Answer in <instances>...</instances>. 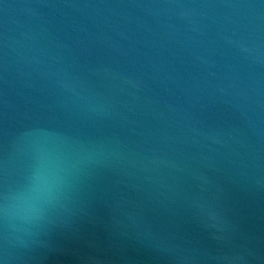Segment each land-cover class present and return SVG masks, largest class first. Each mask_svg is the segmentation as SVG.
<instances>
[{"label": "water", "instance_id": "1", "mask_svg": "<svg viewBox=\"0 0 264 264\" xmlns=\"http://www.w3.org/2000/svg\"><path fill=\"white\" fill-rule=\"evenodd\" d=\"M0 264H264V0H0Z\"/></svg>", "mask_w": 264, "mask_h": 264}]
</instances>
